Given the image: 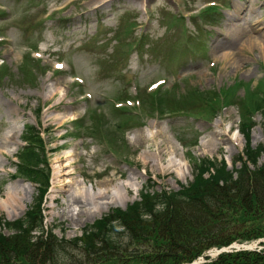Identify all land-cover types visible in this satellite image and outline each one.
<instances>
[{
    "label": "rangeland",
    "instance_id": "rangeland-1",
    "mask_svg": "<svg viewBox=\"0 0 264 264\" xmlns=\"http://www.w3.org/2000/svg\"><path fill=\"white\" fill-rule=\"evenodd\" d=\"M0 1L11 9L0 18V36L9 39L0 44V64L4 63L1 69L7 68L9 74L0 80V210L10 219L21 217L37 194V189L25 179L12 177L11 153L20 148L15 141L22 134L24 124L32 123L29 113H34L39 106L42 107L39 108L42 125L49 129L44 136L52 149L49 155L56 173V186L47 194L44 214L47 226L57 223L60 236L74 237L100 215L77 218L69 207L74 199L70 197L73 189L68 180L76 178L80 172L86 183L92 182L95 189L106 177L111 178L107 183L116 184L121 174L132 187H138L139 183L144 185L151 174L157 176L159 185L174 186L176 180L181 179L174 169L181 171L183 178L193 177L189 161L188 164L180 155L183 151L177 154L173 148L170 152L169 148L175 147L178 142L177 135L191 140L198 137L196 145L184 149L186 156H190V149L198 157L225 155L232 158L237 155L233 142L215 128L214 123H219L216 120L208 124L206 120L194 116L161 118L158 130L168 136L166 143L151 128L149 121L155 117L146 115L143 124L139 120L137 126L124 127L123 136L117 132L115 141L112 144L108 142L110 145L96 135L71 136L69 133L74 129L70 121L85 113L88 119L89 113L98 106L109 111L112 105L106 99L128 90V79L131 78L137 81L143 93L145 85L161 77L169 79L162 90L172 88L173 84L181 93H188L193 87L219 90L242 81L243 86L238 90L240 95L247 90L256 92L258 84L264 80V37L253 44L249 35H245L248 31L235 27L239 29L235 35L239 37L243 51L230 59L222 57L216 66L211 67L208 61L213 59L212 37L207 41L208 49L194 48L186 43L189 33L198 32L190 21L193 19L190 15L203 6V0H172L171 3L169 0ZM253 1L240 0L239 4L248 5ZM225 2L229 3L228 0ZM64 3L65 10L49 17L46 15V11L51 13L49 8L62 7ZM255 11L258 13L256 16L264 20V7ZM181 14L187 18H182L183 25L175 23L171 26L169 22L178 20ZM236 21L243 25L238 16ZM134 24H137L135 31H125ZM263 33L264 29L255 32L258 37ZM142 37L146 38L147 44L138 47ZM34 47L46 49V57L41 62L27 58ZM199 55L202 56L200 59ZM59 58L71 61L74 72H53V62ZM74 74L82 75L86 85L81 87L73 83L71 77ZM84 91H91L93 99L82 100L79 96ZM7 111L11 112L12 118ZM238 111L237 104L224 109L235 128L240 121ZM257 119L262 121L261 115ZM115 123H103L102 133L109 132L110 128L106 125L114 128ZM139 131L144 134L145 140L137 139ZM232 134L237 143L244 144L243 137L236 130ZM213 138L219 145L213 142ZM251 139L254 146L264 144L261 131L256 126ZM169 141L171 146H168ZM162 146H168L166 151H169L161 150ZM66 152L70 155L68 159L64 157L68 154ZM160 153L164 157L163 164L166 167L169 165L166 178L159 174L156 157ZM263 159L261 157L260 162ZM141 168L145 169L144 173ZM65 190H69L70 195ZM128 190L132 195L130 188ZM123 195L118 200L112 195L104 199L114 201L109 204L120 202L122 206L134 200L129 199L125 192Z\"/></svg>",
    "mask_w": 264,
    "mask_h": 264
},
{
    "label": "trees",
    "instance_id": "trees-1",
    "mask_svg": "<svg viewBox=\"0 0 264 264\" xmlns=\"http://www.w3.org/2000/svg\"><path fill=\"white\" fill-rule=\"evenodd\" d=\"M195 101L194 99L191 102ZM188 106L196 107L195 104L189 103ZM209 107L215 108L212 105ZM257 107L264 108V102L257 104ZM242 110V117H249V111H244L243 107ZM243 132L249 141L250 133L246 126ZM263 152V146L254 149L249 143L247 144L246 153L254 164L258 163ZM41 159L40 151L35 148L30 149L23 164L20 165V170L27 174L35 172ZM220 177L216 183L214 181L202 183L200 180L196 187L191 189L193 194L189 197L184 194L180 196L181 193L145 195L143 203L140 204L145 211L144 213L134 212V221L127 222L129 230L134 234L137 227L157 229L159 236L175 241L181 246L183 242L197 237L201 212L204 209L215 215L219 223H225L228 234L224 236V243L233 239L264 236V164L255 169L244 165L238 170L237 179L225 170L221 172ZM155 205L159 206V210L155 209ZM144 214H150V216H146L145 219ZM101 234V236L94 234L86 236L87 253L92 255L90 253L92 251L98 254L101 257L99 261H96L98 264L113 263L112 260L118 255L112 253L114 245L111 243L116 244L117 241L106 231H102ZM23 238H27V235L23 233L15 236L0 235V264H21V262L22 264L37 262L46 264L54 255L50 242L42 238H39L37 242L26 241ZM98 242H102L103 246L98 247ZM212 264H264V251L241 252L236 255L224 254Z\"/></svg>",
    "mask_w": 264,
    "mask_h": 264
},
{
    "label": "bare ground",
    "instance_id": "bare-ground-1",
    "mask_svg": "<svg viewBox=\"0 0 264 264\" xmlns=\"http://www.w3.org/2000/svg\"><path fill=\"white\" fill-rule=\"evenodd\" d=\"M252 15H254L253 11H249L246 15L247 17L245 19L244 26H246L247 24H250L251 29L246 30V31H248V33L245 35H249V40H252L250 42L253 44H256L257 41L262 40V37H264V33L260 37H258L255 34V32L260 31L259 27H262L264 29V22L263 21H261V22L256 21L254 23L249 22L248 17H252ZM231 25H232V27L229 30V32L227 33V35L224 36L223 42L218 46V51H223V50H226L229 48V49L236 50V54H238V53L243 51V48L241 47V45L239 43V37L237 35H235V33L237 31H239V29H235V27L237 25L236 23H231ZM242 32H244V31H242ZM255 36H257V39H253ZM262 43H264V42H262ZM231 56H232V54H225V58H227V59L230 58ZM7 114L11 117V112L7 111ZM160 136H162L164 139H168V136L166 134H165V136H164V134L160 135ZM144 138H145V136L143 133H141L140 131L137 132V139L139 141L145 140ZM110 180L111 179L106 178L105 181H102L99 184L97 194L99 195L100 199H104V197H106L108 191L113 193L112 196L114 198H120L121 193H123V191H125V189L127 187H129L128 183L126 181H119L118 184L111 186L109 184V182L108 183L106 182V181H110ZM68 181H69V185L73 189V191H72L71 195L69 193V190H67V192L70 195V197H72L74 199V203L78 204V206L81 208L80 204L84 198H90V197L92 198L93 197L92 196L94 194L93 189H92L93 184H88L87 186H85L83 184L84 182H82V178H79V176H77L76 178L74 177V178H72V180H68ZM136 189H137V187L134 190H136ZM76 198H77V201H76ZM99 203H101V202H99ZM117 203H120V202H117ZM94 206H96V204H94ZM76 214L79 217L80 212H77Z\"/></svg>",
    "mask_w": 264,
    "mask_h": 264
}]
</instances>
